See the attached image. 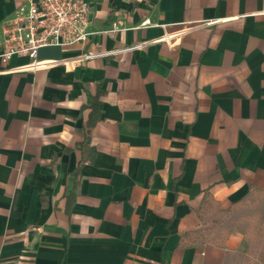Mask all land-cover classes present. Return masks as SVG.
Instances as JSON below:
<instances>
[{"label": "crops", "instance_id": "crops-1", "mask_svg": "<svg viewBox=\"0 0 264 264\" xmlns=\"http://www.w3.org/2000/svg\"><path fill=\"white\" fill-rule=\"evenodd\" d=\"M86 1L83 44L0 60V264H227L242 233L201 232L264 193V0Z\"/></svg>", "mask_w": 264, "mask_h": 264}, {"label": "built area", "instance_id": "built-area-1", "mask_svg": "<svg viewBox=\"0 0 264 264\" xmlns=\"http://www.w3.org/2000/svg\"><path fill=\"white\" fill-rule=\"evenodd\" d=\"M215 22L211 20L203 24L212 25ZM2 31L0 60L7 62L13 56L27 57L29 62L21 67L26 70H36L54 63L39 60V48L83 44L95 33L91 28V9L86 0H24L3 21ZM143 44L135 43L109 51H88L82 55V60L119 55L139 49Z\"/></svg>", "mask_w": 264, "mask_h": 264}, {"label": "rangeland", "instance_id": "rangeland-1", "mask_svg": "<svg viewBox=\"0 0 264 264\" xmlns=\"http://www.w3.org/2000/svg\"><path fill=\"white\" fill-rule=\"evenodd\" d=\"M205 225L202 240L213 244L234 229L242 233V242L227 264L264 263V193L251 194L225 220L221 213L207 216Z\"/></svg>", "mask_w": 264, "mask_h": 264}, {"label": "trees", "instance_id": "trees-1", "mask_svg": "<svg viewBox=\"0 0 264 264\" xmlns=\"http://www.w3.org/2000/svg\"><path fill=\"white\" fill-rule=\"evenodd\" d=\"M98 106H99L98 94L95 95L93 97V99H91L86 105L83 106V108H90L88 120H87V126L88 127H91L97 120ZM214 205H215L214 202L212 201V199H210L208 194H205L203 197V207H201L197 210V214L202 215V213H205L206 211L214 210V208H215ZM186 237L187 238L191 237V239H193L192 240L193 242H196V240L198 239V236L194 233H191V234L189 233L186 235ZM249 264H259V263L251 262ZM262 264H264V263H262Z\"/></svg>", "mask_w": 264, "mask_h": 264}]
</instances>
